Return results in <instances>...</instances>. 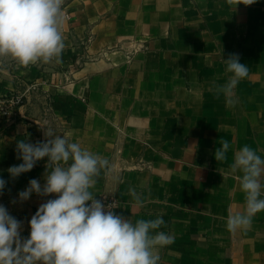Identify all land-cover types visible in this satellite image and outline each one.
Segmentation results:
<instances>
[{
    "label": "crops",
    "instance_id": "crops-1",
    "mask_svg": "<svg viewBox=\"0 0 264 264\" xmlns=\"http://www.w3.org/2000/svg\"><path fill=\"white\" fill-rule=\"evenodd\" d=\"M66 13L61 62L0 67V100L23 94L14 116L0 114V205L21 238L56 196H18L32 179L44 185L47 158L16 178L7 169L22 163L19 140L44 142L51 128L109 159L95 198L114 197V213L133 222L163 218L156 231L174 243L156 249L159 264H264V211L247 231L226 227L245 203L235 152L247 145L264 159V0H76ZM230 54L249 68L234 106L209 90L227 82Z\"/></svg>",
    "mask_w": 264,
    "mask_h": 264
},
{
    "label": "clouds",
    "instance_id": "clouds-1",
    "mask_svg": "<svg viewBox=\"0 0 264 264\" xmlns=\"http://www.w3.org/2000/svg\"><path fill=\"white\" fill-rule=\"evenodd\" d=\"M256 0H247V5ZM64 0H0V58L10 57L28 67L40 62H61L65 48L62 27L65 21ZM231 4L232 0H228ZM226 83L214 85L217 98L222 94L228 106L237 100L234 91L249 75V68L240 63L238 54L223 59ZM45 141L35 144L17 142L19 165L7 169L12 178L31 171L38 161L47 158L45 183L37 179L18 196L21 201L32 193L38 196L55 194L41 204L29 221L30 235L22 239L21 222L0 205V264H159L156 249L174 243V237L156 231L164 225L162 217L135 222L117 215L91 191L102 171L111 170L106 157L95 154L79 143L71 142L45 128ZM215 160L223 162L230 144L219 141ZM244 193V210L230 212L226 227L230 232L247 231L255 215L264 211V159L245 145L235 152L230 165ZM6 185L0 179V194ZM137 206L145 200L135 189H129Z\"/></svg>",
    "mask_w": 264,
    "mask_h": 264
},
{
    "label": "built area",
    "instance_id": "built-area-1",
    "mask_svg": "<svg viewBox=\"0 0 264 264\" xmlns=\"http://www.w3.org/2000/svg\"><path fill=\"white\" fill-rule=\"evenodd\" d=\"M66 16H68L67 13ZM22 98L23 94L20 93L11 94L7 97L3 96V98L0 100V114L6 117L14 116L16 113V107L22 103ZM96 199L100 200L106 207L109 206V210H112L115 204V198L106 194H101L99 197H96Z\"/></svg>",
    "mask_w": 264,
    "mask_h": 264
},
{
    "label": "rangeland",
    "instance_id": "rangeland-1",
    "mask_svg": "<svg viewBox=\"0 0 264 264\" xmlns=\"http://www.w3.org/2000/svg\"><path fill=\"white\" fill-rule=\"evenodd\" d=\"M76 2V0H64L63 3V13H64V17L65 19L67 18L66 16V12L69 9V7L74 4ZM16 61L13 60L10 57H4V58H0V67H6L9 65H12L13 63H15Z\"/></svg>",
    "mask_w": 264,
    "mask_h": 264
}]
</instances>
